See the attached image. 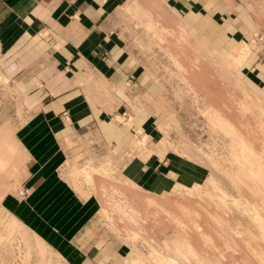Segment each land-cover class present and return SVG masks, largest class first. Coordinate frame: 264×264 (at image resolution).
<instances>
[{
  "label": "rangeland",
  "instance_id": "374dc122",
  "mask_svg": "<svg viewBox=\"0 0 264 264\" xmlns=\"http://www.w3.org/2000/svg\"><path fill=\"white\" fill-rule=\"evenodd\" d=\"M197 2L191 4L199 9ZM214 3L224 18L241 23L237 43L190 36L162 0H129L113 15L138 51V126L134 106L121 111L113 120L126 130L129 152L120 158L92 134L78 139L83 148L69 154L60 173L72 188L67 203L77 210L87 202L96 205L93 226L120 248L121 264H164L167 257L175 264H264V0ZM2 122L0 132L12 133ZM4 133L3 141H10ZM11 152L15 164L3 166L11 175L0 174V264H60L25 229L48 227L44 218L28 217L29 196L20 195L28 190L19 166L23 158L20 151L21 157ZM130 161L138 163V184L122 178V167ZM90 166L96 171L89 181L83 170Z\"/></svg>",
  "mask_w": 264,
  "mask_h": 264
},
{
  "label": "crops",
  "instance_id": "0c3cea01",
  "mask_svg": "<svg viewBox=\"0 0 264 264\" xmlns=\"http://www.w3.org/2000/svg\"><path fill=\"white\" fill-rule=\"evenodd\" d=\"M128 1L0 0L1 125L11 129L25 153L21 173L29 190L28 217L44 218L48 227L25 229L60 264H121L124 259L120 248L94 228V203L79 199L84 205L77 210L66 202L72 188L60 171L69 154L82 147L78 139L92 134L120 158L129 152L127 132L113 120L134 106L138 126V51L113 16ZM162 1L190 36L237 43L241 23L224 18L214 0H197L199 9L192 0ZM137 162L122 167L125 181L138 184ZM152 179L147 176L145 183Z\"/></svg>",
  "mask_w": 264,
  "mask_h": 264
},
{
  "label": "bare ground",
  "instance_id": "6f19581e",
  "mask_svg": "<svg viewBox=\"0 0 264 264\" xmlns=\"http://www.w3.org/2000/svg\"><path fill=\"white\" fill-rule=\"evenodd\" d=\"M227 62L229 63L230 61L228 60ZM230 64H231V63H230ZM232 64H233V63H232ZM233 66H234V65H233ZM230 67H231V66H230ZM259 89H260V88H259ZM256 93H257V92H256ZM235 111H236V110H235ZM241 112H242V111H241ZM232 113H233V111H232ZM237 113H238V112H237ZM231 115H232V114H231ZM235 115H236V114H235ZM242 119H243V118H242ZM2 129H3V128H2ZM5 130H9V129L7 128V129H5ZM1 131H3V130H1ZM243 131H244V130H243ZM8 132H9V131H8ZM11 132H12V131H11ZM3 133H4V132H2V133L0 132V169H2V170H0V171H1L0 174L3 173V172L5 171V170H4L5 168L3 167V166H5V164H6V168L8 167V166H7V163H9V161H10V164H11V158H12V157H9L10 154L12 153L11 151H16L15 154H16V157H17V156H18L17 153H19V150L22 149L21 147L19 148L20 145H17L18 142L16 143V141L13 139V137H12L13 135H12V136L10 135L11 133L9 134V133H6V132H5L4 134H8V136L10 135L11 137H10V138L8 137L10 141H3V140H5V138H2L3 136H5V135H3ZM242 133H243V132H242ZM244 134H245V133H244ZM2 135H3V136H2ZM1 136H2V137H1ZM145 136H146V135H145ZM238 136H240L239 133H238ZM6 137H7V136H6ZM8 138H6V139H8ZM14 138H15V137H14ZM239 138H241V137H239ZM242 138H243V137H242ZM242 138H241V140L244 139V138H243V139H242ZM258 138H259V137H258ZM143 139H144V138H143ZM238 140H239V139H238ZM241 140H240V141H241ZM258 140H259V139H258ZM146 142H147V141H146ZM233 143H234V142H233ZM241 143H242V145H241L242 147H246V143H244V142H241ZM261 143H262L261 146L263 147L264 142L261 141ZM10 147H13V148H10ZM17 147H18L19 149H17ZM232 147H233V146H232ZM249 147H250V146H249ZM9 148H10V149H9ZM263 148H264V147H263ZM16 149L18 150V152H17ZM249 149H251V150L253 151V148H249ZM261 149H262V148H261ZM9 150H11V151H10V154H8V153H9ZM240 151H241V150H240ZM247 151H249V150H247ZM21 152H22V151H21ZM21 152H20V153H21ZM23 152H24V151H23ZM254 152H255V151H254ZM252 153H253V152H252ZM15 154L12 155V156H15ZM24 154H25V153H24ZM24 154L21 153V156H22V155L24 156ZM262 154H264V153H262ZM262 154H260V155H262ZM254 155H256V154H254ZM21 156H20V154H19L18 157H21ZM249 156H250V155H249ZM25 158H26V157H25ZM240 158L242 159V162H243V164H244L245 166H248V167L250 166V165H249V164H250V162H249V158H247L246 156H244L243 153L240 154ZM13 159H15V157L12 158V162H14ZM253 159H254V157H253ZM16 160H17V159H16ZM21 160H23V159H20V162H21ZM198 160H200V159H198ZM18 162H19V161H18ZM22 162H23V161H22ZM252 162H253V161H252ZM16 163H17V162H16ZM86 163H87V162H86ZM229 163H230V162H229ZM10 164H8V165H9V169L11 168V167H10ZM13 164H15V163H13ZM13 164H11V165H13ZM18 164H19V163H18ZM20 164H21V163H20ZM230 165H231V164H230ZM19 166L21 167L22 164L19 165ZM87 166H88V165H87ZM236 166H237V165H236ZM258 166H259V165H258ZM259 167H260V166H259ZM17 168H18V166H17ZM9 169H8V170H9ZM11 169H12V168H11ZM15 169H16V165H15ZM249 169L251 170L250 167H249ZM3 170H4V171H3ZM22 170H23V169H22ZM250 170H247V171L250 172ZM10 171H11V170H10ZM12 171H13V170H12ZM23 171H24V173H25V170H23ZM95 171H96L95 168H93V167L90 166V167H88L87 169H84V170H83V174H84L85 178L88 179V180L90 181V180H92V175H93V173H94ZM18 172H20L19 169H18ZM12 173H14V172H12ZM16 173H17V172H16ZM16 173H14V175H12V176L15 177V176L17 175ZM5 174H6V175L9 174V176H10V175H11V172H9V171H5L4 174H2V175H4L3 177H6ZM211 174H212V173H211ZM261 174H262V173H261ZM2 175H0L1 178H3ZM257 175H258V173H257ZM19 176H20V175H19ZM23 176H24V174H23ZM6 178H7V177H6ZM11 178H12V177H11ZM23 178H24V177H23ZM213 179H214V178H213ZM4 180H5V179H4ZM97 180H98V179H97ZM214 180H215V179H214ZM2 181H3V180H2ZM13 181H14V180H13ZM105 181H106V180H105ZM0 182H1V179H0ZM99 182H100V181H99ZM130 182H131V181H130ZM218 182H219V184L221 183L220 181H218ZM3 183H5V182H3ZM96 183H97V182H96ZM101 183H102V182H101ZM105 184H106V182H105ZM130 184H131V183H130ZM260 184H261V183H260ZM1 185H4V184H1ZM6 185L8 186V184H6ZM12 185H13V184H12ZM97 185H98V184H97ZM220 185H221V184H220ZM222 186H223V185H222ZM9 187H10V185H9ZM11 187H12V186H11ZM223 187H224V189H225V186H223ZM223 187H222V188H223ZM2 188H4V186H3ZM218 188H219V187H218ZM252 188H253V187H252ZM8 189H9V188H8ZM73 189H74V187H73ZM93 189H94V188H93ZM224 189H223V190H224ZM232 189H233V188H232ZM2 190H5V189H2ZM10 190H11V189H10ZM225 190H227V188H226ZM113 191H114V190H113ZM159 192H160V191H159ZM249 192H251V191L249 190ZM97 193H98V192H97ZM113 193H114V192H113ZM118 193H119V192H118ZM204 193H205V192H204ZM2 194H3V192H2ZM83 194H84V193H83ZM153 194H154V193H153ZM250 194H251V193H250ZM252 194H254V192H253ZM263 194H264V193H263ZM146 195H147V194H146ZM146 195H145V197H148L150 194H148L147 196H146ZM0 196H1V191H0ZM87 196H89V195H87ZM139 196H140V195H139ZM134 197H135V196H134ZM150 197H151V196H150ZM150 197H148V199H149ZM128 198H129V196H128ZM135 199H138V198L135 197ZM148 199H147V200H148ZM154 199H155V198H154ZM124 200H125V199H124ZM132 200H134V198H133ZM149 200H150V199H149ZM172 200H173V199H172ZM172 200H170V201H172ZM174 200H175V199H174ZM217 200H218V199H217ZM121 201H122V200H121ZM121 201H120V202H121ZM129 201H130V200H129ZM135 201H137V200H135ZM138 201H139V200H138ZM159 201H160V200H159ZM228 201H229V200H228ZM237 201H238V200H237ZM114 202H115V201H114ZM114 202H113V203H114ZM124 202H125V201H124ZM130 202H131V201H130ZM132 202H133V201H132ZM141 202H142V201H141ZM152 202H153V201H152ZM156 202H158V201H156ZM172 202H173V201H172ZM206 202H207V201H206ZM222 202H223V201H222ZM232 202L234 203V201H232ZM244 202H245V200H244ZM133 203H134V202H133ZM133 203H132V204H133ZM159 203H160V202H159ZM159 203H158V204H159ZM207 203H208V202H207ZM225 203H226V202H225ZM253 203H255V202H253ZM122 204H123V203H122ZM135 204H136V202H135ZM208 204H210V203H208ZM223 204H224V203H223ZM246 204H247V203H246ZM129 205H130V204H129ZM168 205H169V204H168ZM205 205H206V204H205ZM247 205H248V204H247ZM250 205H251V204H250ZM116 206H117V205H116ZM155 206H156V205H155ZM172 206H173V204H172ZM175 206H176V205H175ZM208 206H209V205H208ZM210 206H211V205H210ZM223 206H224V205H223ZM231 206H232V205H231ZM248 206H249V205H248ZM124 207H125V206H124ZM173 207H174V206H173ZM173 207H172V208H173ZM201 207H202V206H201ZM212 207H213V206H212ZM227 207H228V206H227ZM235 207H238V206H235ZM106 208H107V207H106ZM169 208H170V207H169ZM169 208H167V209H169ZM175 208H176V207H175ZM230 208H231V207H230ZM241 208H242V207H241ZM128 209H130V207H129ZM163 209H164V208H163ZM208 209H209V208H208ZM208 209H207V210H208ZM244 209H245V208H244ZM247 209H248V208H247ZM256 209H257V206H256ZM258 209H259V206H258ZM132 210H133V209H131V211H132ZM211 210H212V209H211ZM234 210H235V212H236V208H234ZM128 211H129V210H128ZM135 211H138V210H135ZM172 211H173V210H172ZM172 211H169V212L172 213ZM213 211H214V210H213ZM215 211H216V210H215ZM241 211H242V210H241ZM243 211H245V210H243ZM247 211L249 212V209H248ZM259 211H260V209H259ZM259 211H258V212H259ZM117 212H118V211H117ZM180 212H181V211H180ZM258 212H257V213H258ZM260 212H262V208H261V211H260ZM123 213H124V212H123ZM173 213H174V211H173ZM263 213H264V211H263ZM132 214H133V213H132ZM134 214H135V213H134ZM181 214H182V213H181ZM195 214H196V213H194V215H195ZM213 214H214V213H213ZM216 214H217V213H216ZM216 214H214V215H216ZM259 214H260V213H259ZM254 215H255V214H254ZM257 215H258V214H257ZM177 216H178V215H177ZM182 216H183V214H182ZM217 216H220V215L217 214ZM234 216H235V215H234ZM254 217H255V216H254ZM176 218H177V217H176ZM183 218H184V217H183ZM183 218H182V219H183ZM228 218H229V217H228ZM140 219H141V218H140ZM108 220H110V219L108 218ZM177 220H178V219H177ZM219 220H221V219L219 218ZM255 220H256V219H254V221H255ZM140 221H141V220H140ZM223 221H224V220H223ZM235 221H236V220H235ZM263 221H264V220H263ZM179 222H180V221H179ZM199 222L204 223L202 220H200ZM229 222H230V221H229ZM229 222H228V223H229ZM237 222H238V221H237ZM255 222H257V220H256ZM153 223H154V222H153ZM159 223H160V222H159ZM175 223H176V221H175ZM180 223H181V222H180ZM180 223H178V221H177V224H180ZM202 223H200V224H202ZM225 223H226V222H225ZM160 224H161V223H160ZM173 224H174V223H173ZM226 224H227V223H226ZM130 225H131V224H130ZM180 225L183 227L182 224H180ZM180 225L178 226L179 229H180ZM202 225H203V224H202ZM202 225H201V226H202ZM239 225H240V224H239ZM244 225H246V224H244ZM144 226H145V225H144ZM163 226H164V225H163ZM165 226H166V225H165ZM211 226H212V224H211ZM246 226H247V225H246ZM246 226H245V228H246ZM173 227H174V229H175V226H173ZM173 227H172V228H173ZM247 227H248V226H247ZM258 227H259V226H258ZM162 228H163V227H162ZM165 228H168V227H165ZM195 228H196V227H195ZM149 229H150V228L148 227V230H149ZM181 229H182V228H181ZM181 229H180V230H181ZM197 229L199 230V227H198ZM142 230H143V229H142ZM144 230H145V229H144ZM164 230H166V229H164ZM182 230H183V229H182ZM216 230H217V229H216ZM235 230H236V229H235ZM247 230H248V229H247ZM159 231H160V230H159ZM175 231H176V229H175ZM186 231L189 232L190 230L188 231V230L186 229ZM186 231H185V234L187 233ZM176 232L178 233L179 231H176ZM191 232H192V231H190V233H191ZM237 232H238V231H237ZM246 232H247V231H246ZM147 233H148V231H147ZM192 233H194V232H192ZM238 234H239V233H238ZM259 234H260V233H259ZM192 235H193V234H192ZM249 235H250V234H249ZM251 235L253 236L254 233L251 234ZM256 235H257V234H256ZM262 235H263V234H262ZM190 236H191V235H190ZM204 236H205V235H204ZM259 236H260V235H259ZM188 237H189V236H188ZM254 237H255V236H253V240H255V241L259 240V238H260V237L257 236L258 239L255 237V238L257 239V240H256V239H254ZM186 238H187V235H186ZM39 239H40V238H39ZM261 239H262V237H261ZM260 241H261V240H260ZM187 242L189 243V241L186 240V243H187ZM190 242H191V241H190ZM261 243H262V242H261ZM191 244L193 245L194 243L192 242ZM186 245H189V244H185V246H186ZM190 246H191V245H190ZM190 246H189V247H190ZM193 246H194V245H193ZM189 249H190V248H189ZM189 249H188V251H190ZM192 249H193V248H192ZM155 251H156V250H155ZM152 252H153V251H152ZM156 252H157V251H156ZM158 252L161 253L162 251H161V252L158 251ZM158 252H157V254H158ZM165 252H166V251H165ZM153 253L156 254L155 252H153ZM162 253H163V252H162ZM179 253H180V252H179ZM157 254H156V255H157ZM191 254H192V251H191ZM178 255H179V254H178ZM258 255H259V254H258ZM141 256H142V255H141ZM160 256H161V255H160ZM162 256H163V254H162ZM172 256H173V255H172ZM193 256H194V255H193ZM259 256H260V258H261V256H262L261 253H260ZM165 257H166V255L164 256V258H165ZM176 257H177V256H176ZM180 257H181V256H180ZM257 257H258V256H257ZM169 258H170V259H172V258L174 259V257H172V258L169 257ZM195 258H196V257H195ZM124 259H125V258H124ZM153 259H154V257H153ZM160 259H161V258H160ZM167 259H168V257H167ZM167 259H166V260H167ZM179 259H180V258H179ZM179 259H178V260H179ZM262 259H264L263 256H262ZM161 260L164 261L165 259H164V260L161 259ZM166 260H165V263L163 262L164 264H168V263L170 264V263H173V262H174V261H173V262H168L169 259H168L167 261H166ZM181 260H182V259H181ZM139 261H140V260H139ZM141 261H142V260H141ZM156 261L158 262L159 259H158V260L156 259ZM169 261H170V260H169ZM179 261H180V260H179ZM159 262H160V261H159ZM235 263H236V262H235ZM155 264H156V263H155ZM157 264H159V263H157ZM161 264H162V263H161ZM174 264H175V262H174ZM227 264H228V263H227ZM262 264H263V263H262Z\"/></svg>",
  "mask_w": 264,
  "mask_h": 264
},
{
  "label": "built area",
  "instance_id": "2783aa9c",
  "mask_svg": "<svg viewBox=\"0 0 264 264\" xmlns=\"http://www.w3.org/2000/svg\"><path fill=\"white\" fill-rule=\"evenodd\" d=\"M28 190H26V189H23L21 192H20V195L21 196H28Z\"/></svg>",
  "mask_w": 264,
  "mask_h": 264
}]
</instances>
